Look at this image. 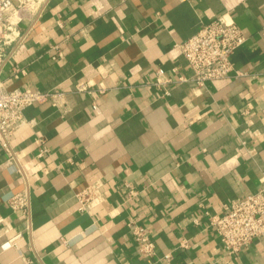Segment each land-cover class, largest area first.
<instances>
[{
    "label": "crops",
    "instance_id": "0c3cea01",
    "mask_svg": "<svg viewBox=\"0 0 264 264\" xmlns=\"http://www.w3.org/2000/svg\"><path fill=\"white\" fill-rule=\"evenodd\" d=\"M218 15L246 37L240 74L176 82L178 44ZM16 31L5 85L58 97L0 148V264H264V239L231 256L208 223L264 186V0H41Z\"/></svg>",
    "mask_w": 264,
    "mask_h": 264
},
{
    "label": "built area",
    "instance_id": "2783aa9c",
    "mask_svg": "<svg viewBox=\"0 0 264 264\" xmlns=\"http://www.w3.org/2000/svg\"><path fill=\"white\" fill-rule=\"evenodd\" d=\"M23 2L24 0H0V23L3 26L0 35V148L10 160L14 156L10 138L23 123L25 108L58 97L49 92L9 89L2 78L7 47L19 38L16 27L25 19L26 13L22 14L26 10L22 7ZM33 4L35 3L31 6ZM9 12L10 17L6 19ZM11 15H17L18 18L11 21ZM245 41L242 30L227 15H218L209 22L202 23L194 36L177 46L191 74L187 77L178 76L176 82L191 81L199 89L209 82L229 78L233 73L239 75V72H234L232 57ZM158 74L162 75L163 71L158 70ZM42 152L40 151L39 156ZM129 190L130 195L136 194L132 188ZM91 198L92 194L88 190L77 195L81 207ZM9 205L13 210H24L26 200L23 195H14L10 198ZM208 223L226 253L231 256H237L248 249L254 241L264 239V186L234 200L230 206L224 207L222 214L209 215ZM130 227L140 256H153L155 244L150 235L141 227L133 224ZM185 245L186 243H182V246Z\"/></svg>",
    "mask_w": 264,
    "mask_h": 264
},
{
    "label": "rangeland",
    "instance_id": "374dc122",
    "mask_svg": "<svg viewBox=\"0 0 264 264\" xmlns=\"http://www.w3.org/2000/svg\"><path fill=\"white\" fill-rule=\"evenodd\" d=\"M41 0H24V4L22 5V7L24 8V9H26L22 14H24V13H27V11L28 10H31L32 9V6H31V4L34 2V3H36V2H40ZM31 6V7H30ZM11 12V11H10ZM10 12L9 13H7V15H6V19H8V17H10ZM11 21H15L17 18H18V16L17 15H15V16H13V15H11ZM2 32H3V26H2V24L0 23V35L2 34Z\"/></svg>",
    "mask_w": 264,
    "mask_h": 264
}]
</instances>
